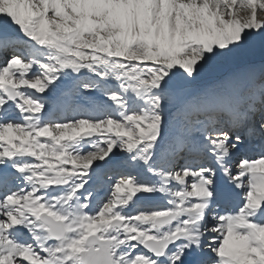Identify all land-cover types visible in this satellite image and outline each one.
Wrapping results in <instances>:
<instances>
[{
	"label": "snow or ice",
	"instance_id": "1",
	"mask_svg": "<svg viewBox=\"0 0 264 264\" xmlns=\"http://www.w3.org/2000/svg\"><path fill=\"white\" fill-rule=\"evenodd\" d=\"M257 51L264 0H0V264H264V63L196 87Z\"/></svg>",
	"mask_w": 264,
	"mask_h": 264
},
{
	"label": "rangeland",
	"instance_id": "2",
	"mask_svg": "<svg viewBox=\"0 0 264 264\" xmlns=\"http://www.w3.org/2000/svg\"><path fill=\"white\" fill-rule=\"evenodd\" d=\"M14 34L20 36L22 39L25 38L17 30H14ZM262 63H264V55L258 51L241 54L229 62L218 64L210 68L197 82L196 87H207L231 74L242 73L246 71L250 65H254L258 69ZM257 143H259V139Z\"/></svg>",
	"mask_w": 264,
	"mask_h": 264
}]
</instances>
